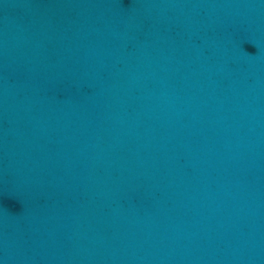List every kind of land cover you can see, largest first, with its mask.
Listing matches in <instances>:
<instances>
[{
	"label": "water",
	"instance_id": "water-1",
	"mask_svg": "<svg viewBox=\"0 0 264 264\" xmlns=\"http://www.w3.org/2000/svg\"><path fill=\"white\" fill-rule=\"evenodd\" d=\"M0 264H264V0H0Z\"/></svg>",
	"mask_w": 264,
	"mask_h": 264
}]
</instances>
